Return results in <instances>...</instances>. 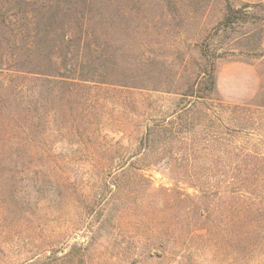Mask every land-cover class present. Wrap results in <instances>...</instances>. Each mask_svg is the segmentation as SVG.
<instances>
[{"label": "rangeland", "instance_id": "obj_1", "mask_svg": "<svg viewBox=\"0 0 264 264\" xmlns=\"http://www.w3.org/2000/svg\"><path fill=\"white\" fill-rule=\"evenodd\" d=\"M244 5L0 0V264H264V2Z\"/></svg>", "mask_w": 264, "mask_h": 264}, {"label": "trees", "instance_id": "obj_2", "mask_svg": "<svg viewBox=\"0 0 264 264\" xmlns=\"http://www.w3.org/2000/svg\"><path fill=\"white\" fill-rule=\"evenodd\" d=\"M262 3V2H261ZM243 4H245L244 6H249L250 4H253V3H243ZM236 10L234 9V8H232L231 6H229L228 7V15H233V13L235 12ZM83 17V16H82ZM83 20H84V18H83ZM89 22H90V26L92 27V25H91V18H89V19H87V21H83V23L82 24H86L87 26L89 25ZM98 23H102V21H100V22H96V24H98ZM96 28H98V29H100L101 30V27L99 26V27H96ZM39 55L41 56V59H43V60H45L46 59V57H48V52L46 51V53H45V50L43 51V52H41V54L39 53ZM40 59V60H41ZM1 70V69H0ZM26 72H31V73H33V72H35V71H27L26 70ZM36 73H38V74H43V72H40V71H36ZM0 75H1V77L4 75L3 74V72H2V70L0 71ZM211 82H212V84L214 85L215 84V82H216V78H215V75H214V72L211 74ZM12 81H14V80H12ZM12 85V86H11ZM11 85H5L3 82H1V87L3 88V89H5V90H10V88H11V92L13 93L14 91H17V88L20 86V84L19 83H17V84H15V81L13 82V84H11ZM20 88H22V87H20ZM19 90H22V89H19ZM247 196H249V195H246L244 192H240V197H242L243 199H249L248 201H249V203L248 204H244V205H242V209H244L246 212H249L248 213V216H252V214H254V210L253 211H250V208L251 207H253L254 206V204L256 203L252 198H248Z\"/></svg>", "mask_w": 264, "mask_h": 264}, {"label": "crops", "instance_id": "obj_3", "mask_svg": "<svg viewBox=\"0 0 264 264\" xmlns=\"http://www.w3.org/2000/svg\"><path fill=\"white\" fill-rule=\"evenodd\" d=\"M241 3H261L264 2V0H236Z\"/></svg>", "mask_w": 264, "mask_h": 264}]
</instances>
